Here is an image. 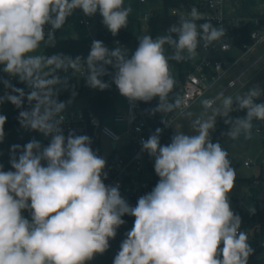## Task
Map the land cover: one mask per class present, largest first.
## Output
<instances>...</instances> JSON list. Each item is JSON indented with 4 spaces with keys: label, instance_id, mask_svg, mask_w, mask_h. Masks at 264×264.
Here are the masks:
<instances>
[{
    "label": "clouds",
    "instance_id": "9594fccd",
    "mask_svg": "<svg viewBox=\"0 0 264 264\" xmlns=\"http://www.w3.org/2000/svg\"><path fill=\"white\" fill-rule=\"evenodd\" d=\"M77 9L87 17L99 13L113 36L127 27L132 11L125 0H0V66L29 89L5 80L10 92L0 103L20 109L22 127L50 137L46 146L36 139L12 145L11 170L0 164V264H88L109 249L124 216L134 223L113 264H248L254 250L230 203L236 170L228 151L212 138L217 118H196L194 134L176 131L168 144H161L160 128L141 141L159 179L134 206L118 184L105 183L106 160L93 150L92 139L74 130L66 136L64 119L58 118L78 94L67 75H60L69 70L81 73L90 89L114 84L130 103L158 98L153 113L172 111L179 102H168L176 83L169 61L194 58L201 45L222 41L227 30L210 20L198 24L203 17L193 6L166 35L138 37L131 56L119 43L109 49L100 40L92 41L86 58L39 52L55 47L56 31ZM165 45L173 49L170 56ZM65 90L67 101L60 99ZM262 95L259 84L234 98L222 95L215 110L227 126L222 135L251 139L253 121L264 122V103H257ZM240 111L246 116L230 115ZM6 119L0 114V143ZM248 210L256 212L254 206Z\"/></svg>",
    "mask_w": 264,
    "mask_h": 264
},
{
    "label": "trees",
    "instance_id": "16d2710c",
    "mask_svg": "<svg viewBox=\"0 0 264 264\" xmlns=\"http://www.w3.org/2000/svg\"><path fill=\"white\" fill-rule=\"evenodd\" d=\"M163 4L164 14L160 17H151L148 19V34L153 38H157L161 35H166L167 29L172 25L179 22V18L174 16L173 11H190L193 6L199 7V9H203L199 4L186 1V0H160ZM205 10V9H203ZM74 18V13L72 16L68 17L66 20V24L63 28L67 26ZM94 21L96 24V40L102 41L105 46L109 49H113L119 43L120 46L125 47L129 50V56L135 51L138 46V38L133 36L128 28H123L120 30L118 35L113 36L110 31L103 25L102 17L97 13L94 17ZM206 21H197L198 24L204 23ZM214 26L220 27L217 23L211 21ZM264 26V20H260L259 25H256L254 21L245 22L241 27L236 28L234 30H229V28L224 27L227 30L226 36L223 40L229 43L233 49L241 50L245 45H252L253 41L251 40V35L255 31H260ZM62 28V29H63ZM57 30L58 37L56 39V45L54 48H46L48 55L54 53H63L65 55L72 56L73 58L76 56H81L86 58L89 54L91 48V41L87 39L78 38L77 40H73L72 38L67 40H61L59 38V33L61 30ZM165 54L170 56L166 51ZM170 60L169 62H171ZM187 70L182 72L179 76L178 82L176 86L173 88L171 92V96L177 95L176 99L170 97L168 100L170 103L177 104L179 102V97L182 93L181 85L185 81V78L195 70V68L200 64V62L196 64H191L189 62H185ZM3 66H0V97L5 85L3 81L8 80L7 75L2 70ZM109 72H112L113 69L109 67ZM61 76L67 75L70 86L74 87L77 91V96L74 98L73 102L68 105V107L64 110V112L60 113V115L80 112V111H91L95 113L102 122L109 123L111 118L116 115L118 106H119V98L120 93L114 84L111 85L109 89L106 90H98V89H90L85 85L84 78H78L76 75L69 73L65 74L63 72L60 73ZM103 79L106 82H110V77L105 76ZM15 87L22 88V83L17 79L14 83ZM70 98V90L62 91L60 94V99L67 101ZM158 98H154L149 103L141 102L143 109L147 116L151 119V121H155L158 125H163L171 116H175L178 113L179 103L177 106L170 112H152L158 104ZM257 103H264V98H259ZM25 108L28 107L27 101H25ZM20 109H17L14 105L9 101H4L0 103V114H3L7 117L6 123L4 125V129L10 131L7 143H0V164L4 166V170H11V165L9 163L11 158V146L12 145H20L23 147L26 143H28L32 139H36L41 142L42 145L46 146L50 142V137H43V140L40 141L41 133L37 131H33L31 129L24 128L20 125L18 121V114ZM232 117H244L246 116V111L240 112H232L230 114ZM257 124L260 122L258 120H254ZM227 131V126L224 124L223 119L219 118L218 127L215 134L212 136L213 142L219 141L221 146L224 148V144L233 140L226 135H222L223 132ZM175 134L173 129H170L168 135L166 137H162L161 144H168L171 141V137ZM225 149V148H224ZM148 162V160H147ZM150 173L152 175V179L147 182V189L144 190L143 194L151 191V189L157 183L159 177L155 174L154 165H149ZM251 183L255 184L256 181L252 180ZM259 193V194H257ZM256 194L250 195L254 207L256 208L255 214L250 216L249 213L237 209L235 213L239 214L241 217V230L246 233L253 232L255 234V243L261 244L260 248L264 249V198L259 199L260 195L264 196V189H260ZM142 194V195H143ZM138 199V198H137ZM137 199L130 201L131 205H135ZM23 215L26 218L30 219V215L27 211L23 212ZM123 219L126 221L124 225H122L117 230V235L114 239L110 240L109 249L106 250L103 254H97L94 259L91 261L92 264H113L114 257L120 250V244L123 239L126 238V233L131 230L134 223V217L124 216ZM222 246V245H221ZM257 251H254L253 254L249 257L248 264H264V261L257 260L255 258Z\"/></svg>",
    "mask_w": 264,
    "mask_h": 264
},
{
    "label": "built area",
    "instance_id": "2783aa9c",
    "mask_svg": "<svg viewBox=\"0 0 264 264\" xmlns=\"http://www.w3.org/2000/svg\"><path fill=\"white\" fill-rule=\"evenodd\" d=\"M223 3L224 0H203L199 3L203 9L198 11L201 13L203 19L200 21H213L218 26L227 27L229 30H234L242 26L243 23L228 21L223 17ZM190 11H173V15L178 17H187ZM74 17H77L80 21L81 27L86 29L87 35L84 39L89 41L96 40V24L94 17H87L83 14L82 10L77 9L74 11ZM150 17L146 16L148 20ZM256 25H259L260 20L254 21ZM56 39L58 33H55ZM252 45H245L241 50L242 57H246L253 52L259 45L264 44V26L260 31H255L251 35ZM205 53L209 52H229L233 50V47L225 42L223 39L220 42H215L212 46L207 48L202 46ZM264 60V55L250 67L247 71L242 73L236 79L231 80L227 87L221 91L217 96L208 100L210 102L207 109L215 112L218 106L217 104L221 100L222 95H226L230 90L235 89L237 86L243 88V78L246 74L254 68L258 63ZM236 60H229L227 62L219 59L206 58L195 68L193 72L188 74L185 81L181 85L182 93L179 97V109L175 116H171L167 122L163 125H158L145 113L140 101L130 103L128 99L120 94L119 106L109 123H104L100 118L91 111H80L68 114L60 115L58 118L64 119L61 127L64 134L67 136L70 131H75L78 135H88L92 139V148L101 156L100 144L103 139L117 143L118 146L114 148V156L109 157L106 160L107 179L105 183L108 185H119L121 195L128 201H132L141 196L144 190L147 189V182L145 179V167L148 160V154L142 150L141 141L146 140L151 134L155 132V129L160 128L162 130L160 139L166 137L170 129L177 120L191 109L195 104L201 101L203 98L208 97L213 90L220 85L228 76L231 75L236 67ZM72 73L78 78H83L81 73L73 72L69 70L65 74ZM8 81L14 86L16 82L15 77L9 76L7 73ZM10 92V89L6 87L1 93V97H4L6 93ZM125 113V115L123 114ZM128 123L129 125V139L126 142H122L117 134V129ZM257 133L264 137V122H259ZM102 157V156H101ZM248 166V164H246ZM253 214H250L252 216ZM249 236V233H246Z\"/></svg>",
    "mask_w": 264,
    "mask_h": 264
},
{
    "label": "rangeland",
    "instance_id": "374dc122",
    "mask_svg": "<svg viewBox=\"0 0 264 264\" xmlns=\"http://www.w3.org/2000/svg\"><path fill=\"white\" fill-rule=\"evenodd\" d=\"M193 1L196 4L202 3L203 0H189ZM125 6H130L132 11L128 18L127 28L129 32L136 38L141 37L145 34H148V26L146 16L151 17H160L164 14L163 4L160 0H125ZM223 17L228 21L241 22L246 19L259 18L264 15V0H224L223 3ZM242 23V22H241ZM96 35V31H94ZM78 36L81 39H84L87 35L86 29L81 27L80 21L77 17H74L73 20L67 24L65 28L59 33V38L61 40H67L74 36ZM165 51L171 55L173 49L168 45H165ZM39 52L47 54L48 52L45 48H41ZM263 53V49L260 51ZM197 55L191 59H185L182 62H176L172 60L169 62L171 74L175 80V86L178 82L179 76L182 72L187 70L186 61L191 64H196L202 62L206 58L219 59L221 61L227 62L231 57H240L241 52L237 49L232 51L221 53V52H209L205 53L202 49V45L197 49ZM260 56V53H259ZM256 59V57H255ZM246 67L243 69V71ZM239 70L237 72L239 74ZM235 76V75H234ZM243 83H247V86L238 92L240 86L237 87L232 92L227 93L226 95L234 96L244 94L250 87L259 84L261 88H264V60L260 65L251 71ZM23 89L27 93L29 91L26 84L22 83ZM174 86V87H175ZM227 86V84H226ZM221 87H216L213 90V93L210 95L211 98L217 96ZM172 97L176 99L178 96L169 94L168 100ZM260 98H264L262 95ZM208 97L203 98L197 104H195L191 109H189L185 114H183L173 126V130L183 132L186 134H194L192 128V121L196 118H217L216 129L213 132L212 136L215 134L218 127L219 117L216 116V113L205 108L202 103L204 100H208ZM169 102V101H168ZM221 105V100L217 104ZM125 115V113H123ZM254 127L252 129L251 139L246 140L243 135H241L236 140H231L224 144V148L229 153V159L231 160L232 167L236 170V181L235 186L230 195V203L232 210L234 212L237 209L243 210L250 214L249 207L254 206V203L250 197L252 194H256L260 189H264V137L260 136L257 133L258 125L253 121ZM129 125L126 123L117 129V134L120 137V140L124 143L129 139ZM5 130V129H4ZM10 131L5 130V140L3 143H7ZM40 141L43 140L44 135H40ZM118 146L117 143L109 142L105 139L102 140L100 144L101 156L104 159L114 156V148ZM154 165V161L148 155V162L145 167V179L149 181L152 179L150 173L149 165ZM248 164V166H246ZM253 176L255 179H253ZM256 181L257 183L253 184L250 181ZM259 194V193H257ZM238 197V199H236ZM264 196L260 195L259 199H263ZM249 244L256 252L255 258L257 260L264 261V249L260 248L261 244L255 243V234L249 232ZM253 251V252H254ZM88 264H92L91 261Z\"/></svg>",
    "mask_w": 264,
    "mask_h": 264
},
{
    "label": "crops",
    "instance_id": "0c3cea01",
    "mask_svg": "<svg viewBox=\"0 0 264 264\" xmlns=\"http://www.w3.org/2000/svg\"><path fill=\"white\" fill-rule=\"evenodd\" d=\"M186 1H189V0H186ZM190 2H193V1H190ZM194 3V2H193ZM258 20H264V15L263 16H261V17H259V18H256L255 20H254V18H251V19H246V20H243V21H241L242 23H245V22H249V21H258ZM79 38V37H78ZM263 49V53H261L260 51ZM259 53H260V56H259ZM264 55V44H262V45H259L253 52H251L249 55H247L246 57H242V54H241V56L238 58V57H231L230 58V60H236L237 61V64H236V67L234 68V70H233V72L231 73V75L230 76H228L227 77V79H225L222 83H220V85L218 86V88L219 87H221L222 88V90L221 91H223L227 86H226V84H228L231 80H234V79H236L238 76H240L242 73H244L245 71H247L248 69H250V67L251 66H253L258 60H259V58L260 57H262ZM255 57H256V59H255ZM213 58H215V57H213ZM213 58H211V59H213ZM262 62V61H261ZM260 62V63H261ZM260 63H258L254 68H252L247 74H246V76L245 77H247V75L251 72V71H253L255 68H257L259 65H260ZM246 67V69L243 71V69ZM242 69V70H239V71H241V72H239V74H238V72H237V69ZM235 75V76H234ZM245 77L243 78V79H245ZM16 79H18V78H16ZM247 86V83H243V88H242V86H240V89L238 90V92H240L241 90H243L245 87ZM238 87V86H237ZM237 87L235 88V89H237ZM235 89H232V90H230L229 92H232V91H234ZM220 91V92H221ZM228 92V93H229ZM237 92V93H238ZM236 93V94H237ZM212 94V93H211ZM210 94V95H211ZM236 94L233 96V98L236 96ZM210 95L208 96V100H210L211 99V97H210ZM253 179H255L254 178V176H253ZM250 183H251V181H250ZM238 199V198H237Z\"/></svg>",
    "mask_w": 264,
    "mask_h": 264
},
{
    "label": "water",
    "instance_id": "95a60500",
    "mask_svg": "<svg viewBox=\"0 0 264 264\" xmlns=\"http://www.w3.org/2000/svg\"><path fill=\"white\" fill-rule=\"evenodd\" d=\"M72 39L73 40H77L78 39V36L76 35V36H74V37H72ZM238 197H236V199H237Z\"/></svg>",
    "mask_w": 264,
    "mask_h": 264
}]
</instances>
